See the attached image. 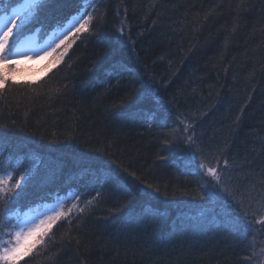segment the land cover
Wrapping results in <instances>:
<instances>
[{
	"label": "trees",
	"instance_id": "16d2710c",
	"mask_svg": "<svg viewBox=\"0 0 264 264\" xmlns=\"http://www.w3.org/2000/svg\"><path fill=\"white\" fill-rule=\"evenodd\" d=\"M19 1L0 0V14ZM93 2L58 63L0 89V173L33 177L0 199V239L25 208H74L13 264H264V203L247 195L264 172V0H39L22 15L49 31ZM117 61L127 73L109 80ZM157 99L167 112L150 126L132 118ZM195 155L235 199L186 167ZM246 212L248 229L229 230Z\"/></svg>",
	"mask_w": 264,
	"mask_h": 264
},
{
	"label": "snow or ice",
	"instance_id": "6c2138e0",
	"mask_svg": "<svg viewBox=\"0 0 264 264\" xmlns=\"http://www.w3.org/2000/svg\"><path fill=\"white\" fill-rule=\"evenodd\" d=\"M91 8V11L88 10ZM27 9L28 12L35 14L36 11L39 10V0H21V3L17 5V7L13 8L11 11V15L8 16L7 19L0 17V64H3L7 61L16 59L20 52L13 50V44L10 42V37L13 40L22 33L26 23H27V15H21L23 10ZM96 13V4L95 2L87 5L85 9L77 16L73 17L70 21L69 26L67 27V31L63 33V38L59 39V42H55V33L53 34L52 43L55 44L54 47L49 44L48 47L36 50H29L23 55L27 56H37L39 59H46L48 56H51L56 49L60 48L61 45H65V41L67 40L68 33H74L78 36L80 33L89 32L93 20ZM121 34H123L121 32ZM70 47V44L65 45L64 53H66L67 48ZM51 49V50H49ZM64 53H61L60 56L56 58L55 62H59L62 59ZM102 55L107 56L109 53L104 52ZM7 71L0 73V89H4L8 84ZM127 73V67L120 63L115 62L112 67L108 70V78L109 80L116 77H124ZM155 107L151 110H142L141 113L132 115L134 119L137 115H140L141 122L144 124L151 125V122L154 121L157 117V114L161 111L167 112V109L163 105V103L157 99L154 101ZM190 127V125L185 124V129ZM188 145H194L195 140L193 136H188L185 141ZM171 147V145H168ZM197 152H199V148H197ZM161 159H166V157H161ZM194 161H198V164H194ZM193 166L198 167V169L203 172L205 175L209 176L216 186L220 187V190L224 192L229 197L235 199V191L230 190L223 183V177L221 174V170L217 167H213L211 164H206L199 155L194 156V160H189L186 164L187 168H192ZM228 166V161L225 160L224 169L226 170ZM15 174V166L11 171L0 173V197H7L8 199L5 201L6 205L9 201H15L18 199L23 192V190L28 186L29 181L33 178L32 173L30 171H25L19 175L18 179H15L14 184H9V181L13 179ZM260 178L257 183L260 185V188L257 189L256 183H254L251 187V190L247 193V195L255 200L257 197L260 198L261 203H264V172L259 174ZM108 179L119 183L118 178L112 174L110 171L108 172ZM146 187L151 188V185H146ZM19 189L20 191H16ZM154 191H158V189H153ZM15 195L13 196V193ZM255 193V195H253ZM99 195V191L96 193ZM131 196L130 192L126 193ZM201 200H204L208 197L206 195H201L199 197ZM75 199L80 200L81 197L78 195ZM87 203H91L89 200ZM131 203V200L129 201ZM62 207V205H61ZM75 207V205H74ZM11 209L9 207H5L3 213H0V224H3V217L7 216ZM85 211L84 207L79 208V212L77 215L83 214ZM154 210L145 209V214L152 213ZM72 209H69L67 213L64 211H56L53 210L50 214H45V218L40 220V223L35 227L29 228L26 234L17 233L16 234V243L11 248H5L3 253L0 254V260L3 261V264H13V261L16 259L19 249L23 246L22 239L27 240L29 237L34 236L37 232H42L40 238L36 241V243L43 242V230H51L52 226L55 225L58 221L66 220L68 223H71L72 217ZM258 223H264V219L257 221ZM250 225V221L248 220V213L246 212L244 215V223H241L238 219H229L227 221V227L231 231H244L247 230ZM3 226L7 227L6 224ZM34 246V245H33Z\"/></svg>",
	"mask_w": 264,
	"mask_h": 264
},
{
	"label": "rangeland",
	"instance_id": "374dc122",
	"mask_svg": "<svg viewBox=\"0 0 264 264\" xmlns=\"http://www.w3.org/2000/svg\"><path fill=\"white\" fill-rule=\"evenodd\" d=\"M17 5L14 6V8L17 7ZM79 13L81 12L79 11ZM79 13L71 16L67 22L63 23V25L56 27L50 33L44 35L43 38L39 39L38 36H36V33L29 34L25 37V35L27 34L26 30H23L22 33L18 35L14 40L13 38L10 37L9 39H10V42L13 44V50L20 52L21 55H19L15 59L16 61L15 63L9 65L3 70H0V73L4 72L5 70H8L7 71L8 79H12V80L23 79V80H28V81L36 80L44 72L46 73V71L49 68H51V65L55 63L56 58L60 56V54L64 51L65 45L72 43L73 36L70 38V40L65 45H63L61 48L56 49V51L53 52L51 56H48L46 59L41 60L39 59V57L35 55L27 56V55H23V53L29 50L34 51L36 49H42V48L48 47L49 44H51V46L54 47L55 44L52 43V40L54 38L53 34L55 33V42L58 43L59 39L63 38V33L67 31V27L69 26L72 18L79 15ZM10 15L11 13L5 14L2 17L4 19H7L8 16ZM37 64H39L40 67H36ZM207 177L211 183H214L209 176ZM0 199L3 200L5 199V197H0ZM69 209H72V212L74 210V208H71L67 206L66 204L64 205L63 201H57L56 203H44V204H41L35 207H28L18 212L17 215H15L14 213L11 216H8L6 218L7 227L2 226L3 229H2V236H1L2 238L0 239V254L3 253L5 248H11L15 245L17 233L26 234L29 228L35 227L36 225L40 223L41 219L45 218L46 213L50 214L53 210H56V211L62 210L65 213H67ZM14 215L15 217L12 219V216ZM45 230H43V235H44ZM41 235H42V232H37L34 236L29 237L27 240L22 239L23 246L19 249L17 257L13 262H16L18 259L23 257L25 253L29 251L31 252V254H33L37 250H39V248L42 247L45 241L43 237L42 243H36V241L40 238ZM0 264H3L2 260H0Z\"/></svg>",
	"mask_w": 264,
	"mask_h": 264
}]
</instances>
